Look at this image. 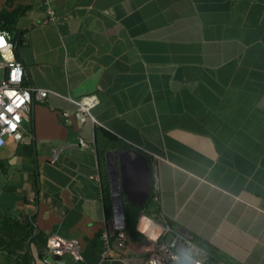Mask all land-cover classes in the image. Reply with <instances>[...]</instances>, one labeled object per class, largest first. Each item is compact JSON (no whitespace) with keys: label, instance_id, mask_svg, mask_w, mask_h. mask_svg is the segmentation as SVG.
<instances>
[{"label":"crops","instance_id":"0c3cea01","mask_svg":"<svg viewBox=\"0 0 264 264\" xmlns=\"http://www.w3.org/2000/svg\"><path fill=\"white\" fill-rule=\"evenodd\" d=\"M16 10L25 83L48 95L0 149V264H45L50 236L80 255L55 264H145L164 225L195 257L264 264V0H0ZM120 150L149 167L125 226L108 173Z\"/></svg>","mask_w":264,"mask_h":264},{"label":"built area","instance_id":"2783aa9c","mask_svg":"<svg viewBox=\"0 0 264 264\" xmlns=\"http://www.w3.org/2000/svg\"><path fill=\"white\" fill-rule=\"evenodd\" d=\"M48 2L49 0H45L46 5ZM48 14L54 16L53 10L48 9ZM16 48L12 34L7 30L0 29V149L6 144L7 137L16 141L22 140L21 130L24 114L30 113L35 97L43 101L48 95L46 89L25 85L24 65L16 56ZM96 100V97H85L77 102V110L82 120H87L89 117L93 118L91 110L95 106ZM62 116L66 122H69L71 113L64 111ZM83 147L88 150L92 148L87 143H84ZM98 176L94 175L92 178L99 179ZM171 231L169 225L162 227L161 235L163 237L157 240L145 264H227L225 262L215 263L209 257L198 258L193 256L189 252L193 245L192 237L177 233L168 238L166 235ZM126 237L122 234L117 239L116 246L124 249ZM101 239L105 247L103 256L106 257L111 249V238L107 233H103ZM66 250H72L76 253L77 259L80 258L76 244L50 236L43 259L44 263L55 264L61 260Z\"/></svg>","mask_w":264,"mask_h":264},{"label":"water","instance_id":"95a60500","mask_svg":"<svg viewBox=\"0 0 264 264\" xmlns=\"http://www.w3.org/2000/svg\"><path fill=\"white\" fill-rule=\"evenodd\" d=\"M182 74V70L179 69L177 71L178 77L181 78ZM110 154L114 156V160L110 161V164L108 162L112 198L125 226L124 196L138 206L143 205L150 189L148 182L149 167L145 159L141 160L144 162H139V166L135 167L133 162L127 158L126 151H111L107 156L109 157Z\"/></svg>","mask_w":264,"mask_h":264},{"label":"trees","instance_id":"16d2710c","mask_svg":"<svg viewBox=\"0 0 264 264\" xmlns=\"http://www.w3.org/2000/svg\"><path fill=\"white\" fill-rule=\"evenodd\" d=\"M21 12L19 13L18 10L8 13L6 11H0V29L7 30L12 34V28L16 25V20L19 18ZM17 16V17H16ZM16 17V18H15ZM13 36V35H12ZM13 40L16 46L21 44V39L18 35L13 36ZM25 85H27L25 83ZM28 86V85H27ZM101 132L106 138L115 139L112 137L111 134L105 132L104 130H98L97 133ZM126 223H127V231L132 241H142L145 239L144 235L137 230V223L135 215H131L130 212L127 210L126 212Z\"/></svg>","mask_w":264,"mask_h":264}]
</instances>
